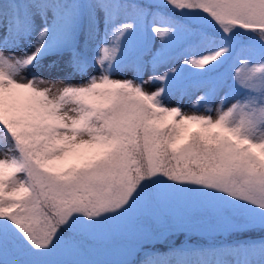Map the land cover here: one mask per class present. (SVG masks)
I'll return each mask as SVG.
<instances>
[{"label": "snow or ice", "instance_id": "6c2138e0", "mask_svg": "<svg viewBox=\"0 0 264 264\" xmlns=\"http://www.w3.org/2000/svg\"><path fill=\"white\" fill-rule=\"evenodd\" d=\"M0 144V264H264V0H0Z\"/></svg>", "mask_w": 264, "mask_h": 264}, {"label": "rangeland", "instance_id": "374dc122", "mask_svg": "<svg viewBox=\"0 0 264 264\" xmlns=\"http://www.w3.org/2000/svg\"><path fill=\"white\" fill-rule=\"evenodd\" d=\"M43 75L45 76L46 79H48V78L59 79V78L63 77L64 73L63 72H53V73L49 74V73L45 72V73H43ZM128 75L131 76V73L129 72ZM68 82H70L72 84H79V83L82 82V77L79 76V75H73V76H71L69 78ZM170 103L172 105H175L177 103V101L176 100H172ZM180 106L187 113H191L192 111H194V109L191 107V103H190V99L189 98H185ZM213 107H215V105H213ZM196 110H198L201 113H203L205 111L203 105L198 106V109H196ZM212 115L215 116V111L212 112ZM3 148H4V146L2 148H0V157H2L4 155Z\"/></svg>", "mask_w": 264, "mask_h": 264}, {"label": "trees", "instance_id": "16d2710c", "mask_svg": "<svg viewBox=\"0 0 264 264\" xmlns=\"http://www.w3.org/2000/svg\"><path fill=\"white\" fill-rule=\"evenodd\" d=\"M4 145L0 144V148H2ZM174 239L177 240V243H179L180 241L184 240L185 237H183L182 235L181 236H178V237H174ZM194 240L197 239L196 237L193 238ZM157 247L159 248L160 251H166V246L164 245H157Z\"/></svg>", "mask_w": 264, "mask_h": 264}]
</instances>
